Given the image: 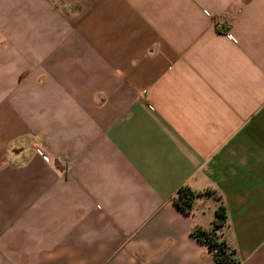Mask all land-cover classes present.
Wrapping results in <instances>:
<instances>
[{
    "label": "crops",
    "instance_id": "obj_1",
    "mask_svg": "<svg viewBox=\"0 0 264 264\" xmlns=\"http://www.w3.org/2000/svg\"><path fill=\"white\" fill-rule=\"evenodd\" d=\"M220 209L264 264V0H0V264H218Z\"/></svg>",
    "mask_w": 264,
    "mask_h": 264
},
{
    "label": "trees",
    "instance_id": "obj_2",
    "mask_svg": "<svg viewBox=\"0 0 264 264\" xmlns=\"http://www.w3.org/2000/svg\"><path fill=\"white\" fill-rule=\"evenodd\" d=\"M195 195L192 194L187 188L180 189L175 199L177 206L185 213H189L192 202ZM224 214L220 209L217 214V222L212 230L209 232H197L196 236L206 244L210 253H213L212 257L218 264H236V260L233 257V253L228 250L223 240H220L215 233V229H218L224 222Z\"/></svg>",
    "mask_w": 264,
    "mask_h": 264
},
{
    "label": "built area",
    "instance_id": "obj_3",
    "mask_svg": "<svg viewBox=\"0 0 264 264\" xmlns=\"http://www.w3.org/2000/svg\"><path fill=\"white\" fill-rule=\"evenodd\" d=\"M215 26H216V28H218V29H223V30H226V28H227L226 24H225L224 22H222V21H219V20H217V21L215 22ZM228 38H229V37H228ZM35 154H36V156H38V157H39L44 163H48V162H49L48 157H47L45 154H43V152H42L40 149L35 150ZM213 253H215V251H214ZM213 253H211V254L213 255Z\"/></svg>",
    "mask_w": 264,
    "mask_h": 264
}]
</instances>
